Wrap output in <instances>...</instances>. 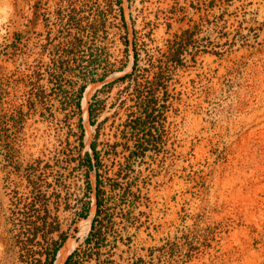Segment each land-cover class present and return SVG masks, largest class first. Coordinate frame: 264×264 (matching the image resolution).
<instances>
[{"label":"rangeland","instance_id":"374dc122","mask_svg":"<svg viewBox=\"0 0 264 264\" xmlns=\"http://www.w3.org/2000/svg\"><path fill=\"white\" fill-rule=\"evenodd\" d=\"M29 201L59 264H264V0H0V264Z\"/></svg>","mask_w":264,"mask_h":264},{"label":"trees","instance_id":"16d2710c","mask_svg":"<svg viewBox=\"0 0 264 264\" xmlns=\"http://www.w3.org/2000/svg\"><path fill=\"white\" fill-rule=\"evenodd\" d=\"M120 0H116V3H119ZM19 35V34H18ZM16 35V37L18 36ZM137 53L135 51H133L132 53V57H133V62L132 64H135L136 61V55ZM61 65V63H59ZM119 70V69H118ZM106 75V73H102L101 76H99V80H102L104 78V76ZM92 80V79H91ZM85 82L81 83L76 91V99L74 101V104L76 106L77 111L79 112V116H78V121H77V125L80 129V133H79V139H78V144L79 147H82V136H83V126L81 123V115H80V98L82 95V92L84 90L85 87ZM149 98H151L152 93H150ZM150 99H148L145 104H143V110L144 113L146 115H148V106L150 105V103H148ZM87 113L88 116H91V107L88 104L87 106ZM91 122V120H90ZM89 147L93 153V157L94 159L97 158V150L95 147L94 142H90ZM91 155L89 152L85 151L83 154V161L85 162L87 168L91 167ZM84 186L85 188H89V180H88V176L87 174L84 175ZM98 180H96V185H97ZM48 201H29V204H26L24 206H26V211H28V215L30 214L31 216H33L34 219H31L30 222V227H28V229L30 230V237L28 238L29 241H33L37 236H39L40 238L43 239L42 242V249H40L39 251H35V252H30L27 251L26 255L27 256H23L26 257L30 263L32 264H52L55 262L56 260V256L58 253L57 251H59L61 248L60 246L62 245V243L64 242V240L66 239V233L62 230L59 229V224L57 221V216L53 215L51 213V211L49 210L48 206ZM88 204L89 201H85L83 202L82 205V210L79 213V216L81 217H85V212L88 208ZM95 207L97 209H99L100 207V202L99 201H95ZM98 211V210H97ZM52 222H55L54 225H50ZM96 222V218L93 217L90 223V227H94V223ZM56 233L57 237L56 238H51L50 235ZM50 234V235H49ZM100 229L97 228L96 231H92L90 230L86 237L84 238V243H88L92 238H95V240L97 239V237H100ZM49 235V236H48ZM61 251V250H60ZM59 251V252H60ZM78 253V248H74L70 253L67 254V256L65 257L64 261L62 264H74L75 262V256ZM55 259V260H54ZM54 261V262H53Z\"/></svg>","mask_w":264,"mask_h":264},{"label":"bare ground","instance_id":"6f19581e","mask_svg":"<svg viewBox=\"0 0 264 264\" xmlns=\"http://www.w3.org/2000/svg\"><path fill=\"white\" fill-rule=\"evenodd\" d=\"M69 247H70V243H66L65 247L58 253L55 264L61 263Z\"/></svg>","mask_w":264,"mask_h":264},{"label":"crops","instance_id":"0c3cea01","mask_svg":"<svg viewBox=\"0 0 264 264\" xmlns=\"http://www.w3.org/2000/svg\"><path fill=\"white\" fill-rule=\"evenodd\" d=\"M60 250H61V249H60ZM60 250H59V251H60ZM59 251H57V252L59 253ZM58 253H56V254L58 255ZM56 259H57V256H56ZM54 260H55V259H54ZM53 262H54V261H53ZM55 262H56V260H55ZM55 262L52 263V264H55Z\"/></svg>","mask_w":264,"mask_h":264}]
</instances>
